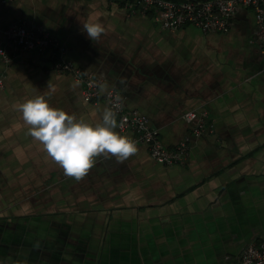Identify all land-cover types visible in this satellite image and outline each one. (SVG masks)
Returning a JSON list of instances; mask_svg holds the SVG:
<instances>
[{
    "label": "crops",
    "instance_id": "1",
    "mask_svg": "<svg viewBox=\"0 0 264 264\" xmlns=\"http://www.w3.org/2000/svg\"><path fill=\"white\" fill-rule=\"evenodd\" d=\"M80 20L104 26L99 41ZM13 24L56 38L102 91L114 88L124 109L147 118L165 148L188 135L186 111H205L206 128L175 165L115 129L136 153L97 157L77 181L28 135L16 105L43 95L95 123L104 103L83 101L48 55L11 52L0 62V264H234L264 235V58L250 9L218 33L162 29L107 0H9L0 27Z\"/></svg>",
    "mask_w": 264,
    "mask_h": 264
},
{
    "label": "built area",
    "instance_id": "2",
    "mask_svg": "<svg viewBox=\"0 0 264 264\" xmlns=\"http://www.w3.org/2000/svg\"><path fill=\"white\" fill-rule=\"evenodd\" d=\"M9 0H0V5ZM119 5L129 16L150 15L162 29L175 30L184 26H193L202 32L224 33L228 31L232 16L238 8H248L252 12L255 24V41L264 58V0H107ZM0 62L4 65L11 61L17 51H33L48 55L51 68L57 73L66 74L80 86L83 101L96 103L116 113L119 131L135 134L134 140L143 144L149 157L161 165L181 164L187 154L190 140L200 136L206 128V113L186 111L181 119L189 124L188 135L173 148H165L158 132L147 118L136 110H126L117 90H101L102 80L93 73L81 70L67 60L66 47L40 27L27 28L21 24L0 27ZM12 52V54H11ZM264 72V65L262 68ZM3 87V75L0 73V90ZM234 264H264V235L247 244L239 253Z\"/></svg>",
    "mask_w": 264,
    "mask_h": 264
},
{
    "label": "clouds",
    "instance_id": "3",
    "mask_svg": "<svg viewBox=\"0 0 264 264\" xmlns=\"http://www.w3.org/2000/svg\"><path fill=\"white\" fill-rule=\"evenodd\" d=\"M82 31L90 41H99L105 28L101 23L80 20ZM16 110L50 160L66 176L79 181L93 168L96 158L114 157L122 162L137 151L135 142L119 135L116 113L111 108L99 111L100 118L88 123L68 112L49 105L43 95L16 105Z\"/></svg>",
    "mask_w": 264,
    "mask_h": 264
}]
</instances>
